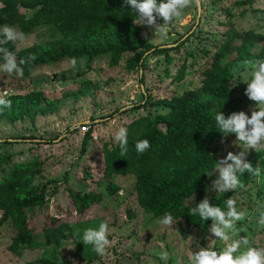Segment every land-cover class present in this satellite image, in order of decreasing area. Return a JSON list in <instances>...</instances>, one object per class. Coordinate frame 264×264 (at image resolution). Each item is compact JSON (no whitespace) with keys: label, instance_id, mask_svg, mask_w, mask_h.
Returning a JSON list of instances; mask_svg holds the SVG:
<instances>
[{"label":"rangeland","instance_id":"obj_1","mask_svg":"<svg viewBox=\"0 0 264 264\" xmlns=\"http://www.w3.org/2000/svg\"><path fill=\"white\" fill-rule=\"evenodd\" d=\"M34 12H27V18H32ZM138 26L142 30L141 37L151 45L179 48V51H170L174 61L169 63L164 55L150 54L141 70L129 63L133 54L121 57L117 65L105 55L94 59L92 66L88 65L87 58L75 59V66L71 60L40 66L30 77L16 78L0 73V97L12 102L10 108H0V143L12 142V145H0V152L12 153L19 162L41 159L40 169L30 175L33 183L53 181L62 185L69 181L68 186L75 187L80 185L81 170L88 166L94 178L102 179L103 144L117 143L114 140L117 130L128 129L134 120L165 112L162 101L166 98L200 89L203 86L200 69L208 63L230 29L255 31L264 36V0H188V6L166 27L162 36H154L148 27ZM21 34L23 38L13 42L17 48L16 59L20 50L56 37L50 29ZM243 61L231 67L233 94L239 98H244L246 85L240 82L237 71L243 69ZM181 68L184 75L180 81L174 80ZM14 101L24 105L35 102V115L14 113ZM254 104L244 98V104L236 112L250 115V106ZM86 137L88 153L82 155ZM234 141V136L224 137L223 143L221 139L216 140L212 149L217 161L228 152L235 154L243 150V146L239 145L240 149ZM260 150L264 148H257L255 152ZM246 151L249 155L254 150ZM259 167L261 174L246 187L204 195L209 199L227 195V199L231 197L236 202L237 210L244 212V219L236 222L237 234L229 242L238 238L243 226L250 244L264 247V225L257 224L259 212L264 210V163ZM213 174L215 177L216 173ZM87 186L100 195L101 202L80 216L76 212L60 213L51 199L49 206L34 220L39 228L33 235L34 243L40 245L36 248L12 250L18 231L11 220L2 222L0 209V264H40L42 260L53 264H189L190 251L194 254L209 243L217 250L222 246L219 240L211 242L215 237L208 228H192L184 220H173L169 226L160 225V217L147 213L139 205L133 175H116L111 183ZM197 198L198 195L189 202ZM48 213L71 226L48 232L50 236H46L41 230ZM102 222L107 225L111 243L105 255L98 256L90 246L79 243V237L85 228H96ZM162 248L169 253L167 262L158 259Z\"/></svg>","mask_w":264,"mask_h":264},{"label":"trees","instance_id":"obj_2","mask_svg":"<svg viewBox=\"0 0 264 264\" xmlns=\"http://www.w3.org/2000/svg\"><path fill=\"white\" fill-rule=\"evenodd\" d=\"M128 10L130 6L124 0H0V25L16 28L26 35L50 29L56 36L17 53V62L21 58L27 61L29 56L34 57L22 66L25 77L32 76L40 66L56 65L73 58H87L88 65L92 66L94 59L108 55L111 63L117 65L121 57L133 54L129 63L141 70L150 54L164 55L167 62H173L170 51L180 49L151 45L141 37L142 30L133 23L134 14ZM29 11H35L30 19L27 18ZM0 47L14 54L17 52L13 42ZM257 48H260L258 52ZM249 59H264V36L255 31L230 29L211 59L200 69L203 77L200 89L180 97L166 98L162 101L165 112L134 120L127 129V151L123 155L118 142L103 144L104 172L100 180L94 178L88 166L78 176L81 186H68L69 181L62 185L53 181L35 184L30 175L40 169L41 159L19 162L12 153L0 152L2 222L11 220L18 231L12 250L40 246L33 240L34 233L39 231L34 220L49 206L51 199L60 213L68 211L84 216L87 210L101 202L100 195L87 184L101 186L104 182L111 183L116 175L136 178L137 199L147 213L160 218L170 213L173 220H184L189 227L208 228L211 220L204 223L198 217L189 216L188 208L204 199L205 188L211 186V180L215 178L213 169L217 159L212 146L221 139V134L214 128V115L219 111L225 116L236 112L244 104V98L254 102L245 95L244 98L234 97L232 89L234 74L231 67ZM183 75L184 69L181 68L174 80L180 81ZM245 88L246 85L244 92ZM145 98L150 99V96ZM15 101L14 113L35 115V102L24 105ZM88 138L83 142L82 155L88 153ZM140 139H147L150 147L137 154L133 145ZM0 145H12V142L7 140ZM263 157L264 151L260 150L252 151L245 159L256 167L264 163ZM256 178L245 173L240 181L246 187ZM193 194L199 198L191 203L189 199ZM209 200L210 204L227 210L224 204L227 195ZM58 220L48 213L41 231L50 236L51 232L71 226ZM38 263L53 264L46 260Z\"/></svg>","mask_w":264,"mask_h":264},{"label":"clouds","instance_id":"obj_3","mask_svg":"<svg viewBox=\"0 0 264 264\" xmlns=\"http://www.w3.org/2000/svg\"><path fill=\"white\" fill-rule=\"evenodd\" d=\"M130 6L128 13H133L132 21L136 25L148 27L154 34L163 35L166 27L180 17L182 11L188 6V0H124ZM125 11L123 7H121ZM157 21H162L158 23ZM22 34L15 31L8 25H0V45L7 42H14L22 39ZM33 56L28 60L21 58L17 62L13 52L0 47V73L7 76L20 78L23 76V65L31 62ZM70 63L75 66L76 60L73 58ZM243 69L237 70L240 75V82L246 84L244 95L254 101V106H250V115L243 111L233 112L225 116L222 111L214 115V128L223 138L234 135V143L243 146V150L237 153L228 152L227 155L215 162L213 171L215 178L211 180V186L206 187V193L215 192L216 194L232 192L238 188H243L239 176L248 173L251 176H259L261 168L253 167L247 162L245 157L246 150H256L264 148V59H257L255 62L247 60L242 62ZM232 86H234L232 84ZM6 95V93H5ZM11 100L0 97V108H10ZM118 142L121 155L127 151V129L119 128L114 136ZM137 154H142L150 145L147 139H140L134 143ZM207 175V174H205ZM209 176V175H207ZM210 177V176H209ZM194 200V194L190 198ZM226 211L216 204H210L206 195L204 199L196 203L195 206L188 208V215L198 217L205 223L211 220L208 232L213 240L222 242V246L217 250L211 243L206 247H199L194 254L190 251L189 264H264V247L251 245L247 235L244 233L243 226L239 229L238 238H230L237 234L236 222L244 219V212L238 211L236 202L229 197L225 202ZM162 226L173 224V216L165 213L158 221ZM257 224L264 225V210L259 212ZM191 238V237H190ZM192 239V238H191ZM79 243L83 246H90L91 250L98 256L106 253L111 241L107 236V225L100 223L96 228H85L79 237ZM169 253L163 248L158 253L160 261L167 262Z\"/></svg>","mask_w":264,"mask_h":264}]
</instances>
